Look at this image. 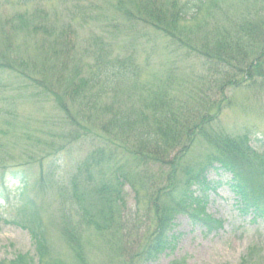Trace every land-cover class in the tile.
<instances>
[{"label": "rangeland", "instance_id": "1", "mask_svg": "<svg viewBox=\"0 0 264 264\" xmlns=\"http://www.w3.org/2000/svg\"><path fill=\"white\" fill-rule=\"evenodd\" d=\"M120 1L32 0L24 4L23 0H0V57L10 56L11 65L50 89L24 81L11 65L0 71V264H13L18 255L25 259L22 264L41 263L40 249L29 230L5 223L33 213L46 232L44 253L50 256L46 264H264V219L241 213L225 182L229 176L222 171L212 169L209 174L215 183L223 182L214 184L216 189L194 187L197 198L193 201H207L202 208L223 222L213 231L183 212L173 213L169 195L161 196L156 190L166 179L165 166L156 161L149 166L138 161L133 166L127 156L118 160L136 185L147 177L153 187L150 200L143 190L138 200L130 186L120 201L116 195L109 201L102 196V186L116 175L108 160L109 145L116 140L126 141L131 149L135 146L118 134L112 122L132 110L143 112L154 98L173 101L177 113L210 110L203 120V135L191 141L186 138L185 164L181 157L176 177L180 180L188 172L186 165L194 173L217 154L213 134L232 135L240 144L249 141L257 149L264 146V72L246 81H241L242 73L237 84L228 86L229 98L220 111L222 101L212 104L222 97L213 81L218 75L209 74L200 60L181 57L182 48L170 47L177 53L171 56L166 40L129 23ZM123 1L129 7L148 2ZM229 1L240 4V0L213 4L230 7ZM35 10L41 25L38 32H18L12 26L10 21L18 13ZM222 11L218 25L227 26L231 21L224 20ZM114 58L119 77L97 76L102 65L115 63ZM82 77L88 86L81 85ZM91 77L95 79L90 81ZM58 93L63 96L60 102L52 95ZM179 147L171 146L169 156L174 157ZM98 148L105 150L94 156ZM242 160L251 162L248 156ZM246 170L247 179L264 186V178L253 167ZM16 176L26 180V196L21 195ZM105 216L108 221L102 219ZM161 218L171 220L167 235L173 249L158 260H147L143 249L153 240ZM75 240L82 246L83 258L77 256Z\"/></svg>", "mask_w": 264, "mask_h": 264}, {"label": "trees", "instance_id": "2", "mask_svg": "<svg viewBox=\"0 0 264 264\" xmlns=\"http://www.w3.org/2000/svg\"><path fill=\"white\" fill-rule=\"evenodd\" d=\"M30 1L32 0H23V3L27 4ZM213 3H216V0H148L143 7L132 5L129 7L122 0L120 1V8L125 12L124 14L132 26H141L144 31L151 30L161 39L166 40L165 49L171 56H175L177 53L176 51H171L170 47L182 48L185 51L181 53V57L200 60L207 66L206 70L210 72L209 74L212 72L218 75L213 81L216 83L222 97L213 101L212 104L215 105L222 101V104L218 105L221 111L223 104L229 98V92L226 93L228 86L237 84L238 78L242 73L241 81H246L251 79L253 74H262L264 72V0H240L238 5H235L233 1H229L230 7L221 3L217 5ZM220 8L223 9L224 20L231 21L227 26L218 25L220 22L217 17L219 16ZM37 12L38 10L33 13H18L16 15L17 19H12L10 22H12V26L18 32L30 33L31 30L38 32L41 29V25H38L39 22L35 20ZM191 36L193 39L189 40L188 38ZM7 37L11 36L7 35ZM114 60L115 63L110 62L109 65H102L96 73L97 76L106 74L107 77H119L120 73L117 71L118 60L116 58ZM11 61L10 56L3 55V57H0V71H4L7 66H10L12 64ZM22 62L26 64L25 60ZM11 67L24 81L35 85L37 88H43L46 91L50 90L45 82L43 85L39 78L28 76L21 67L15 65H11ZM94 79V77H91L90 81ZM80 82L83 86L89 85V82L83 77ZM111 85L113 84H107L109 87ZM67 92L71 93L69 90ZM91 94L92 92L86 94L88 99ZM52 95L58 102L63 97L60 93L57 96ZM170 102L173 101L168 98H154L148 102L143 112L139 113L132 110L130 114L119 116L112 122L111 125L118 129V134L120 133L128 141L131 140L135 146L131 149L126 146V141L119 143L116 140L112 142V145H109L111 151L108 156L111 155L108 160L113 166L116 175L115 180H110L109 183L106 182L102 186V196H105L109 201L112 198L111 196L116 195V198L120 201L123 191L127 186H130L135 191L138 200L142 190L148 200H150L153 187L146 180L147 177L145 176L140 184L136 185L135 179L128 173L123 172L122 165L119 162L125 156L129 158V163L133 166L138 161L145 164V166H149L150 162L156 161L161 166H165L166 178L161 187L156 189L158 194L161 196L169 195L171 205L175 206L174 214L176 212H189L193 216L196 214L197 208L201 207L199 204H194L193 200L195 197L192 187L198 186L203 189L202 187L209 186L210 181H208L207 173L210 167L217 169L214 166V163H217L224 170L232 173L229 185L242 203L248 209H252L257 214L264 216V186L259 187L254 180L247 179L248 171L246 170V166H251L260 177L264 178V146L261 149H257L245 143L244 145L240 144L232 135L224 133L213 134L212 138L214 139V146L218 150L217 154L213 153L212 159L209 156L210 161H207L200 170H195L194 173H191L188 170V165H186L185 170L188 172H185V177H182L185 179L180 180L176 177L180 170L181 157L183 158L186 150L184 149L187 143L186 138L191 141L198 135H203L204 126L206 125L203 120L207 118V113L210 110L198 109L199 111L195 110L196 112L177 113L172 109V103ZM202 114L205 115L198 119L196 118ZM193 119L198 122L194 123ZM176 142L177 144H174ZM173 145H180V147L178 152L173 155L174 157H170L171 146ZM104 150V148H98L94 151V156H98ZM246 156L249 157L251 162L242 160ZM120 171L121 174L118 173ZM108 207L109 205L105 204V208ZM110 209L111 207H109ZM164 210L168 212L166 209ZM200 213L206 226H213L216 220L210 219L204 210H201ZM107 215L111 221L112 215L110 213ZM102 219L108 221L106 216ZM170 222L171 220L168 222L167 218L159 219L158 225L155 226L152 234L153 240L143 249L147 254V260H158L162 254L169 249H173L172 241L167 235ZM12 223L30 231L37 242V248L40 249L38 253L41 263L39 262V264H46L47 260L45 259L50 257L49 253H44L47 248L45 241L47 237L38 215L36 216L33 213V215L30 214L27 217L14 220ZM96 223L98 228L103 226L100 220ZM75 237L78 238L77 236ZM75 242L78 243L77 240ZM76 248L79 249L77 250V256L83 258L84 251H82L80 243L77 244ZM24 260V257L18 255L13 264H22Z\"/></svg>", "mask_w": 264, "mask_h": 264}]
</instances>
